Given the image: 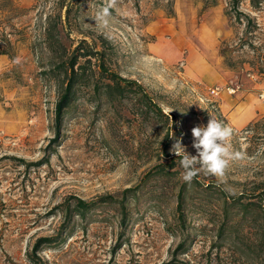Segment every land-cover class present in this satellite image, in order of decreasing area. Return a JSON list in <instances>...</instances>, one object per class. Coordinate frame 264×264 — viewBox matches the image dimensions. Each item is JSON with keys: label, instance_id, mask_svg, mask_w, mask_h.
I'll return each mask as SVG.
<instances>
[{"label": "rangeland", "instance_id": "1", "mask_svg": "<svg viewBox=\"0 0 264 264\" xmlns=\"http://www.w3.org/2000/svg\"><path fill=\"white\" fill-rule=\"evenodd\" d=\"M14 1L26 14L0 27L16 51L15 61L0 54V264H35L31 256L40 264H162L180 244L183 264H264V205L247 197L264 180V118L258 128H236L219 98L224 91L264 96V3L256 9L241 0L249 24L244 15L236 19L230 0H116L101 28L95 16L107 0H73L67 42L86 39L102 50L104 38L113 70L174 113L175 142L190 155L197 154L191 130L210 115L233 129L232 151L244 158L230 162L223 182L199 173L189 184L180 160L162 171L168 125L139 115L133 93L111 100L93 83L78 87L55 137L58 87L42 73L49 65L35 43L39 18L59 10V0ZM202 64L204 76L195 77ZM126 188L136 195L125 223L115 201L65 219L66 198L93 200ZM41 237L52 241L31 255Z\"/></svg>", "mask_w": 264, "mask_h": 264}, {"label": "trees", "instance_id": "2", "mask_svg": "<svg viewBox=\"0 0 264 264\" xmlns=\"http://www.w3.org/2000/svg\"><path fill=\"white\" fill-rule=\"evenodd\" d=\"M250 1L252 6L256 9H259L264 3V0ZM229 2L238 21H242V15L248 19L249 24L253 21L251 16H248L239 10L241 0H230ZM58 4L59 10H52L48 12L46 16H41L39 18L37 24L40 27V38L38 43H35L39 48L40 53L42 55L45 53V58L49 65L48 68L42 70V73L49 78L56 80L58 87V98L55 104L54 113L55 137L58 138L61 135L63 121L69 107L77 96L79 90L78 87L91 85L93 83L94 89L98 95H106L111 100H123L124 98L129 97L130 93H133L136 102L139 104V115L149 116L151 114L154 117L163 119L165 121L164 124L166 125L167 123L168 127L165 135L167 140L164 148L161 150V155L168 161L159 164V166L162 167L163 172L171 171V169L177 167V161L181 158L170 152L171 145L175 142L177 133L176 131L172 132L173 126L175 128L177 124V118L174 117V113H166L153 97L150 96L149 92L140 82L124 77L117 71L113 70L110 64L111 57L109 49H107V44H105L104 38L102 40V50H98L95 45L90 44L86 39H80L75 46L72 43L67 42L69 32H66L65 29L70 23V13L73 10L74 4L73 0H59ZM60 8L66 9L65 15L62 14ZM18 12L26 14V10L19 8L14 0H0V27L4 28L10 26L11 24L9 23ZM249 29L250 26L247 28V31ZM249 31L251 32L252 30ZM10 34L11 33H6L5 30L0 32V54H6L15 61L16 51L14 50ZM229 52L230 51L227 47H224L221 50L227 64L231 66L232 60ZM94 60L95 62H93ZM93 66L95 68H93ZM263 118L264 115L258 117L252 121L246 129L258 128L263 123ZM173 171L179 173V169ZM135 193V188H126L118 195H104L93 200L70 196L62 203L65 219L70 220L72 215L85 218L87 214L98 205L108 203L109 201H115L120 204L122 215L121 221L122 223H125L127 220V202L130 197L136 195ZM182 193V190H180L179 197L182 196ZM247 197H258L264 205V180L258 184L257 190ZM71 199H73V202H71ZM72 205L74 211L71 210ZM181 207L182 205L180 201L178 205V209H180L179 217L183 219L184 212L181 210ZM262 207L264 218V206ZM51 241L52 238L48 237L38 238L33 245L31 255L36 256V253L42 248L43 243ZM182 245L183 244H180L176 248L173 252V258L170 261L163 262L162 264H183L177 258L178 254L181 253ZM31 259L35 264H40V262L35 258H32V256Z\"/></svg>", "mask_w": 264, "mask_h": 264}, {"label": "clouds", "instance_id": "3", "mask_svg": "<svg viewBox=\"0 0 264 264\" xmlns=\"http://www.w3.org/2000/svg\"><path fill=\"white\" fill-rule=\"evenodd\" d=\"M115 2L116 0H107L106 5L97 11L95 20L99 27L107 26L110 9ZM191 132L196 155H190L179 139L170 149V152L181 158L180 164L184 169L182 179L191 184L199 173H203L213 175L223 182L230 162L244 158L243 153L232 151L229 141L233 129L210 115L206 126L197 125Z\"/></svg>", "mask_w": 264, "mask_h": 264}, {"label": "crops", "instance_id": "4", "mask_svg": "<svg viewBox=\"0 0 264 264\" xmlns=\"http://www.w3.org/2000/svg\"><path fill=\"white\" fill-rule=\"evenodd\" d=\"M191 67L196 68L193 61ZM203 67V70H199L195 77L204 76L206 66L203 65ZM260 87V90L264 92V83H260ZM219 98L223 105L222 111L226 119L236 128L246 127L259 116L264 115V97H259V94L255 91H235L233 93L224 91Z\"/></svg>", "mask_w": 264, "mask_h": 264}, {"label": "built area", "instance_id": "5", "mask_svg": "<svg viewBox=\"0 0 264 264\" xmlns=\"http://www.w3.org/2000/svg\"><path fill=\"white\" fill-rule=\"evenodd\" d=\"M215 91V90H214ZM231 91H235V89H231ZM216 93H218V92H216ZM264 97V96H263Z\"/></svg>", "mask_w": 264, "mask_h": 264}]
</instances>
